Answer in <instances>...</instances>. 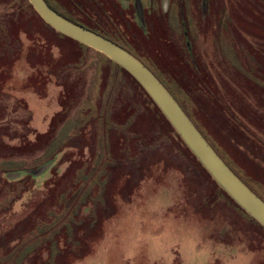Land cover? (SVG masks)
I'll use <instances>...</instances> for the list:
<instances>
[{
	"label": "rangeland",
	"instance_id": "obj_1",
	"mask_svg": "<svg viewBox=\"0 0 264 264\" xmlns=\"http://www.w3.org/2000/svg\"><path fill=\"white\" fill-rule=\"evenodd\" d=\"M118 1L46 0L137 56L264 201V0ZM27 3L0 0V264H264L129 73Z\"/></svg>",
	"mask_w": 264,
	"mask_h": 264
},
{
	"label": "water",
	"instance_id": "obj_2",
	"mask_svg": "<svg viewBox=\"0 0 264 264\" xmlns=\"http://www.w3.org/2000/svg\"><path fill=\"white\" fill-rule=\"evenodd\" d=\"M34 12L57 33L91 48L122 68L145 90L218 186L255 222L264 228V201L254 194L223 162L192 124L159 80L130 53L113 42L79 27L52 10L44 0H27Z\"/></svg>",
	"mask_w": 264,
	"mask_h": 264
},
{
	"label": "trees",
	"instance_id": "obj_3",
	"mask_svg": "<svg viewBox=\"0 0 264 264\" xmlns=\"http://www.w3.org/2000/svg\"><path fill=\"white\" fill-rule=\"evenodd\" d=\"M27 7H30L29 6V4L27 3ZM31 8V7H30ZM35 13V12H34ZM61 17H63L64 19H66L64 16H62L61 15ZM67 21H69V22H71V23H73V24H75V25H77V26H79V27H82V28H84L83 26H81L80 24H77V23H75V22H73V21H70V20H68V19H66ZM86 29V28H85ZM87 30H89V29H87ZM89 31H91V32H93V33H95L93 30H89ZM97 35H101V34H97ZM102 36V35H101ZM103 37V36H102ZM107 40H109V41H111V42H113L114 44H116V45H118L119 47H121L122 49H124L125 51H127L128 53H130L131 54V56H133V57H135L138 61H140L144 66H146L137 56H135L134 54H132L130 51H128L126 48H124V47H122L120 44H118L117 42H115V41H113L112 39H107ZM117 66V65H116ZM118 67V66H117ZM119 68V67H118ZM121 70H123V69H121ZM154 75V74H153ZM135 83H136V85L143 91V93L147 96V94L144 92V90L141 88V86L140 85H138L137 84V82L131 77V76H129ZM147 98L150 100V98L147 96ZM150 102L153 104V102L150 100ZM154 105V104H153ZM155 106V105H154ZM175 133V132H174ZM176 135V134H175ZM177 136V135H176ZM177 137H179V136H177ZM181 141V140H180ZM182 142V141H181ZM182 144H183V142H182ZM184 145V144H183ZM210 145V144H209ZM185 146V145H184ZM186 147V146H185ZM187 148V147H186ZM226 164V163H225ZM227 165V164H226ZM228 166V165H227ZM203 169V168H202ZM204 171H205V169H203ZM231 170V169H230ZM232 171V170H231ZM206 172V171H205ZM233 172V171H232ZM234 173V172H233ZM207 174V173H206ZM236 175V174H235ZM238 177V176H237ZM240 179V178H239ZM241 180V179H240ZM242 181V180H241ZM215 182V181H214ZM243 182V181H242ZM244 183V182H243ZM245 184V183H244ZM246 185V184H245ZM247 186V185H246ZM248 187V186H247ZM249 188V187H248ZM250 189V188H249ZM251 190V189H250ZM252 191V190H251ZM253 192V191H252ZM254 193V192H253ZM255 194V193H254ZM257 195V194H256ZM227 196V195H226ZM258 196V195H257ZM259 197V196H258ZM260 198V197H259ZM261 199V198H260ZM262 200V199H261ZM263 201V200H262ZM236 207L250 220V221H252L256 226H258V228H260L261 230H263L264 231V228L263 227H261L257 222H255L250 216H248L243 210H241L240 209V207L239 206H237L236 205Z\"/></svg>",
	"mask_w": 264,
	"mask_h": 264
},
{
	"label": "flooded vegetation",
	"instance_id": "obj_4",
	"mask_svg": "<svg viewBox=\"0 0 264 264\" xmlns=\"http://www.w3.org/2000/svg\"><path fill=\"white\" fill-rule=\"evenodd\" d=\"M44 1H45V3H46V4H47L52 10H54L58 15L61 16V14H60L58 11H56L53 7H51L50 4H49L48 2H46V0H44ZM116 2L119 4V1H118V0H116ZM122 2L125 3L124 1H121L120 4H121ZM123 6H125V5H123ZM117 14H118V13L115 12V15H117ZM118 16H120V15L118 14ZM94 32H95V31H94ZM95 34H100V33H99V32H98V33L95 32ZM112 34H113V36H115L113 32H112ZM99 36H101V35H99ZM102 36H103V35H102ZM102 36H101V37H102ZM103 38H105V39H111L112 36H111L110 38H109V37H106V36H103Z\"/></svg>",
	"mask_w": 264,
	"mask_h": 264
}]
</instances>
